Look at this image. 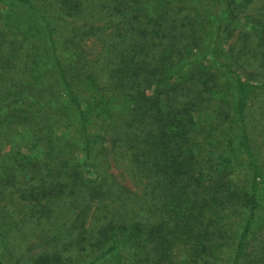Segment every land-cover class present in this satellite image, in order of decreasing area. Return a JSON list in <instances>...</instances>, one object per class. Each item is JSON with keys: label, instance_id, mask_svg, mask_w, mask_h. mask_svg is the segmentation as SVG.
Here are the masks:
<instances>
[{"label": "trees", "instance_id": "16d2710c", "mask_svg": "<svg viewBox=\"0 0 264 264\" xmlns=\"http://www.w3.org/2000/svg\"><path fill=\"white\" fill-rule=\"evenodd\" d=\"M4 1L52 106L0 160V264H264V0Z\"/></svg>", "mask_w": 264, "mask_h": 264}, {"label": "rangeland", "instance_id": "374dc122", "mask_svg": "<svg viewBox=\"0 0 264 264\" xmlns=\"http://www.w3.org/2000/svg\"><path fill=\"white\" fill-rule=\"evenodd\" d=\"M7 4L0 0V32L7 33L5 53L8 55L7 62L5 59L0 62V160L4 156L9 158L8 152L18 146L30 148L31 154L41 153V149L34 143L39 128L49 126V112L52 106L48 103L49 90L42 94L43 85L48 87L50 84V74L44 73V61L41 60L42 70H38L33 63V57L39 56V50L30 44L20 43L21 40L18 41L17 38V35L21 37L23 26L28 23L26 13L12 5L9 8ZM15 38L17 40L12 41ZM17 95L27 101L23 106L27 111H21V115L28 116V120L11 121L8 116L2 120L10 111L11 103L18 105L15 104Z\"/></svg>", "mask_w": 264, "mask_h": 264}]
</instances>
